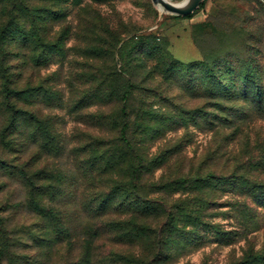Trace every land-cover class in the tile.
Wrapping results in <instances>:
<instances>
[{"label": "rangeland", "instance_id": "374dc122", "mask_svg": "<svg viewBox=\"0 0 264 264\" xmlns=\"http://www.w3.org/2000/svg\"><path fill=\"white\" fill-rule=\"evenodd\" d=\"M25 1L35 26L0 0V264H264V2Z\"/></svg>", "mask_w": 264, "mask_h": 264}, {"label": "trees", "instance_id": "16d2710c", "mask_svg": "<svg viewBox=\"0 0 264 264\" xmlns=\"http://www.w3.org/2000/svg\"><path fill=\"white\" fill-rule=\"evenodd\" d=\"M205 2V0H204ZM204 2L201 4L200 8L204 6ZM11 5V9H5L4 12L9 13L11 15L9 18L12 16L16 17H29L28 20L34 24V26L37 24L38 20V10L35 9L33 6L29 5L25 0H13L12 3H7ZM197 11H195L192 14H189L185 16L186 18L192 17ZM205 53V51H204ZM207 54V53H206ZM1 70V69H0ZM3 71V77L0 80V88L1 91L3 92L0 94L1 96V101H2V106L8 111L11 112L12 114V119L16 120L14 123L18 124L19 123V118L18 115H20V101L22 98V93L23 90L20 87L21 84H19L18 80L12 76V74L9 72L7 73L6 71ZM260 86L259 88H261ZM260 96H264V89H259ZM129 93H125L123 96L124 104L122 106V113L124 114V120L122 123L121 127V136L122 138L127 141V129L129 127V121H128V113L126 109V100L129 98Z\"/></svg>", "mask_w": 264, "mask_h": 264}, {"label": "water", "instance_id": "95a60500", "mask_svg": "<svg viewBox=\"0 0 264 264\" xmlns=\"http://www.w3.org/2000/svg\"><path fill=\"white\" fill-rule=\"evenodd\" d=\"M162 11L178 16H187L197 11L204 0H183L175 2L172 0H152ZM264 2V0H262Z\"/></svg>", "mask_w": 264, "mask_h": 264}]
</instances>
